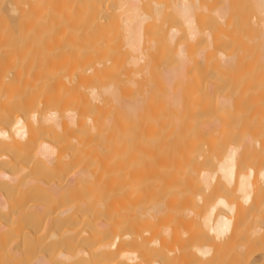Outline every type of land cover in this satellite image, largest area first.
Masks as SVG:
<instances>
[{
  "label": "bare ground",
  "instance_id": "6f19581e",
  "mask_svg": "<svg viewBox=\"0 0 264 264\" xmlns=\"http://www.w3.org/2000/svg\"><path fill=\"white\" fill-rule=\"evenodd\" d=\"M86 1L0 0V264H264V0Z\"/></svg>",
  "mask_w": 264,
  "mask_h": 264
},
{
  "label": "rangeland",
  "instance_id": "374dc122",
  "mask_svg": "<svg viewBox=\"0 0 264 264\" xmlns=\"http://www.w3.org/2000/svg\"><path fill=\"white\" fill-rule=\"evenodd\" d=\"M21 5H25L26 7H41V8H51V7H60L63 6L62 4H72L78 3L83 4L87 2L86 0H16ZM10 22L16 23L15 20L9 19ZM14 23V24H15Z\"/></svg>",
  "mask_w": 264,
  "mask_h": 264
}]
</instances>
